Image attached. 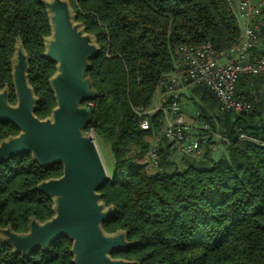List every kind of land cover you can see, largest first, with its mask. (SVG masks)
Masks as SVG:
<instances>
[{"label": "trees", "instance_id": "16d2710c", "mask_svg": "<svg viewBox=\"0 0 264 264\" xmlns=\"http://www.w3.org/2000/svg\"><path fill=\"white\" fill-rule=\"evenodd\" d=\"M69 2L100 47L86 71L96 95L83 103L93 102L85 130L92 128L106 140L114 159L111 178L99 189L101 200L114 207L102 227L107 233L125 230L133 242L112 257L134 264H264V78H238L236 97L252 103L246 112L221 110L203 82L190 88L202 123L229 140L224 141L227 155L217 160H210L207 146L202 157H189L178 166L163 139L158 167L148 172L141 158L151 130L139 126L133 111V106H148L160 78L175 69L180 44L210 42L221 51L235 42L238 26L227 0ZM50 33L40 0H0V89L7 86L9 102H16L11 71L20 40L39 118L49 116L56 104L49 83L56 62L43 54ZM251 51L257 55L263 50L254 46ZM159 117L161 111L152 115L155 130L161 126ZM18 132L14 124L0 121V141ZM240 132L252 138H240ZM61 174V163L42 167L29 152L2 162L0 227L25 232L31 217L40 222L52 217V198L35 185ZM71 245L62 235L47 250L23 256L0 240V264H74Z\"/></svg>", "mask_w": 264, "mask_h": 264}, {"label": "water", "instance_id": "95a60500", "mask_svg": "<svg viewBox=\"0 0 264 264\" xmlns=\"http://www.w3.org/2000/svg\"><path fill=\"white\" fill-rule=\"evenodd\" d=\"M40 1L51 26L50 35L44 39L43 54L56 62V72L49 79L56 104L49 116L35 115L37 97L28 80V55L17 40L11 71L16 102H9L7 86L0 89V121L14 124L19 132L0 141V164L29 152L42 167L61 163L62 174L35 185V189L52 198L53 216L43 222L31 217L25 232L0 227V240L13 252L28 256L37 248L47 250L63 235L72 241L74 264H134L111 255L133 242L127 239L125 230L107 233L102 227L114 207L101 200L99 189L111 175L94 134L85 130L91 112L83 102L96 95L86 71L100 47L76 20L69 0Z\"/></svg>", "mask_w": 264, "mask_h": 264}, {"label": "built area", "instance_id": "2783aa9c", "mask_svg": "<svg viewBox=\"0 0 264 264\" xmlns=\"http://www.w3.org/2000/svg\"><path fill=\"white\" fill-rule=\"evenodd\" d=\"M227 2L238 26L235 42L221 51H216L210 42L200 45L180 44L177 49L181 58L180 68L160 78L154 93L155 103L148 107L133 106V111L139 116V126L151 130L149 146L143 154L147 170L158 167L159 148L163 139L170 151L195 159L202 157V145L207 136L229 141L225 135L211 131L204 123L195 127L186 120L177 94L180 79L192 84L205 83L218 99L221 110L246 112L252 107L249 100L236 97L235 87L238 78L244 74L264 78V50L257 55L251 51L264 35V0ZM260 92L264 96V87ZM86 105L92 106L93 102L87 101ZM157 111H161V117L157 118L161 126L155 130L152 115ZM89 131L94 134L92 128ZM239 137L252 138L244 132H240Z\"/></svg>", "mask_w": 264, "mask_h": 264}, {"label": "rangeland", "instance_id": "374dc122", "mask_svg": "<svg viewBox=\"0 0 264 264\" xmlns=\"http://www.w3.org/2000/svg\"><path fill=\"white\" fill-rule=\"evenodd\" d=\"M176 68H180L178 59L176 60L175 69ZM184 83H187V82L184 81ZM186 92L187 93L183 96V98L180 99V101L185 106V109L183 110V112H185L184 114L186 116H188L187 118L189 120H199L200 124H201L202 121H201V118L199 117V115L196 111V107L193 104V102L191 101V99L189 98V96H191V93L188 90ZM153 99H154V96H153L152 100ZM151 103H152V101H151ZM151 103L148 106L153 104V103L152 104ZM148 106H146V107H148ZM94 136H95V141H96L99 153L101 155V158L103 160V163H104L107 171L111 175L112 171H113L114 159H113V155H112L111 150H110L109 143L106 140L98 137L95 133H94ZM207 138H208V136H207ZM206 144L207 143L205 141L202 145L203 151L207 148V146L210 148V152H211L210 153V157H211L210 160L211 159L217 160L220 157H222L223 155H227V146L223 140H220V139H217L216 137H213L211 139V142L207 145ZM135 149H136L135 147H132L130 152H134ZM187 158L191 160V158H189L185 155H182L178 152L171 151L170 159L173 160L178 166H181L184 162V159H187ZM141 160H143V156H142ZM207 162H208V160H207ZM147 171L152 172L153 170L149 169Z\"/></svg>", "mask_w": 264, "mask_h": 264}, {"label": "crops", "instance_id": "0c3cea01", "mask_svg": "<svg viewBox=\"0 0 264 264\" xmlns=\"http://www.w3.org/2000/svg\"><path fill=\"white\" fill-rule=\"evenodd\" d=\"M255 48L256 49H260V50H264V38L263 37H260L257 42H256V45H255ZM181 65V58H179V66ZM181 80V79H180ZM179 80V91L177 92L178 94V98H179V103L182 107V109L184 110L185 109V106L183 105V103L180 101L181 98H183V96L187 93L186 91H190V88L193 86L192 83H189L187 82L186 80ZM187 82V83H184ZM261 86H260V90L264 87V80H261ZM162 90H160L158 93H160ZM191 93V92H190ZM192 95V94H191ZM190 97V96H189ZM155 99L154 98L152 100V103L154 104L155 103ZM185 113V112H184ZM188 116L185 115V118L186 120L192 125V126H195V127H198L200 125V121L199 120H189L187 118ZM211 153V152H210ZM223 156H226V155H223ZM222 156V157H223Z\"/></svg>", "mask_w": 264, "mask_h": 264}]
</instances>
